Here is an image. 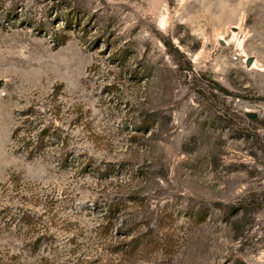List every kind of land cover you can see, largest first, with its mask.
<instances>
[{"label":"rangeland","instance_id":"1","mask_svg":"<svg viewBox=\"0 0 264 264\" xmlns=\"http://www.w3.org/2000/svg\"><path fill=\"white\" fill-rule=\"evenodd\" d=\"M54 94L67 167L12 140ZM135 233L142 264H264V0H0V259Z\"/></svg>","mask_w":264,"mask_h":264},{"label":"trees","instance_id":"2","mask_svg":"<svg viewBox=\"0 0 264 264\" xmlns=\"http://www.w3.org/2000/svg\"><path fill=\"white\" fill-rule=\"evenodd\" d=\"M67 9V7H64ZM72 9H68L66 12H71ZM76 13L70 15L66 13L62 16V20H65L67 30L78 28L83 31L85 27L82 17L78 23H74V17ZM65 41L62 42L64 44ZM78 108V107H77ZM62 111V104L57 94L51 96L50 100L46 102H37L31 105L26 110L22 111L18 115L17 124L12 133V140L16 153H22L27 159L34 160L40 157L49 155L50 145H61V150L56 153L58 162L64 167L70 165V158L73 154L66 150V141L64 139V131L55 127L57 119L60 117ZM66 138V136H65ZM80 170H86L89 166L86 161L78 163ZM19 223H23L24 219H29L25 213L22 216L18 215ZM108 228V222L105 225ZM123 237V236H122ZM110 246L105 244L101 250H104L96 258L89 257L84 259V264H142L139 262L140 258H146L152 256L158 252L155 244H153L146 234L135 233L130 237L124 235V239L117 237L112 239ZM166 256H169L168 261L173 258L172 252L165 249ZM91 256V255H89ZM0 264H23L19 257L11 256L6 259H0ZM42 264H49L43 262ZM149 264V263H148Z\"/></svg>","mask_w":264,"mask_h":264},{"label":"water","instance_id":"3","mask_svg":"<svg viewBox=\"0 0 264 264\" xmlns=\"http://www.w3.org/2000/svg\"><path fill=\"white\" fill-rule=\"evenodd\" d=\"M252 118H254V116H251Z\"/></svg>","mask_w":264,"mask_h":264}]
</instances>
